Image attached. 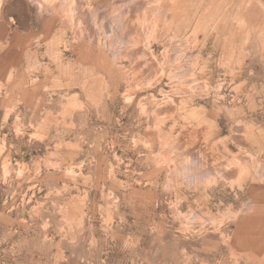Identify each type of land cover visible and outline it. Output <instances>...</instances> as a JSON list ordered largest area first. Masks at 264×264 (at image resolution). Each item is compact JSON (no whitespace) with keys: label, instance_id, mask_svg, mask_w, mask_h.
<instances>
[{"label":"rangeland","instance_id":"1","mask_svg":"<svg viewBox=\"0 0 264 264\" xmlns=\"http://www.w3.org/2000/svg\"><path fill=\"white\" fill-rule=\"evenodd\" d=\"M0 264H264V0H0Z\"/></svg>","mask_w":264,"mask_h":264},{"label":"bare ground","instance_id":"2","mask_svg":"<svg viewBox=\"0 0 264 264\" xmlns=\"http://www.w3.org/2000/svg\"><path fill=\"white\" fill-rule=\"evenodd\" d=\"M252 134H253V133H252ZM251 136L254 137V135H251ZM242 143H243V142H242ZM246 143H247V145L249 144L248 142H246ZM240 144H241V143H240ZM243 145H244V144H243ZM243 145H242V146H243ZM245 145H246V144H245Z\"/></svg>","mask_w":264,"mask_h":264}]
</instances>
